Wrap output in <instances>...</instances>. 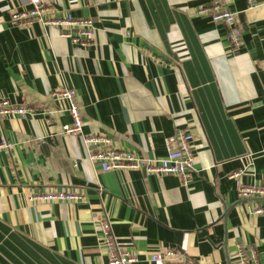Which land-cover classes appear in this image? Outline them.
Segmentation results:
<instances>
[{"label": "crops", "instance_id": "1", "mask_svg": "<svg viewBox=\"0 0 264 264\" xmlns=\"http://www.w3.org/2000/svg\"><path fill=\"white\" fill-rule=\"evenodd\" d=\"M90 17L92 45L74 44L52 25H14L28 0H0V97L38 111L0 117V264H108L95 221L109 220L132 264L178 247L196 264H229L237 244L264 264V196L242 199L237 180L264 186V0H223L237 13L242 44L195 7L211 0H45ZM76 91L82 134L102 133L145 158L167 153L179 128L192 134L194 162L181 178L144 169H100L82 134L63 133ZM51 188L77 200L32 201Z\"/></svg>", "mask_w": 264, "mask_h": 264}, {"label": "built area", "instance_id": "2", "mask_svg": "<svg viewBox=\"0 0 264 264\" xmlns=\"http://www.w3.org/2000/svg\"><path fill=\"white\" fill-rule=\"evenodd\" d=\"M30 6L26 9L14 10L10 22L14 25L29 27L35 22L56 27L61 36L69 38L74 44L81 46L92 45L95 25L90 17L73 16L70 11L59 13L45 0H28ZM247 6L255 5L254 0H246ZM195 14L206 16L214 23L222 24L227 29L229 50L233 51L242 44L241 28L237 21V13L225 7L223 0H211L200 3L195 7ZM50 96L63 102V106L71 115V122L61 125L66 134H82L83 119L76 101V91L69 86H59L50 91ZM38 110L25 104L12 103L0 97V117L18 114L21 117L33 115ZM83 141L90 148L87 158L99 164L102 170L117 168L144 169L151 174H175L183 178L194 162L192 149V134L187 128H179L166 141L167 153L159 158H145L133 150H127L111 143L109 137L102 133L82 134ZM11 142L6 138L0 139V148L10 149ZM241 169L232 171L229 176L237 180V194L242 199L253 196H264V186L243 184L240 179ZM82 194L72 189L51 188L44 192L32 194V201L77 200ZM250 211L254 214L264 212L263 205L253 204ZM98 238L109 254L108 264H132L136 260L133 251L126 247H118L113 237L109 220L99 216L95 221ZM150 260L157 264H196L195 260L178 247H162L150 254ZM229 264H261L253 246L238 243L231 253Z\"/></svg>", "mask_w": 264, "mask_h": 264}, {"label": "rangeland", "instance_id": "3", "mask_svg": "<svg viewBox=\"0 0 264 264\" xmlns=\"http://www.w3.org/2000/svg\"><path fill=\"white\" fill-rule=\"evenodd\" d=\"M29 115H31V114H29ZM31 116H33V115H31Z\"/></svg>", "mask_w": 264, "mask_h": 264}]
</instances>
